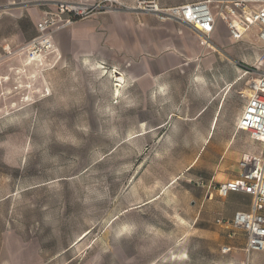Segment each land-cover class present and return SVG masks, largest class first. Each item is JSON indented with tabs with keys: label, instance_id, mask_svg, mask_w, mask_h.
I'll return each instance as SVG.
<instances>
[{
	"label": "rangeland",
	"instance_id": "obj_1",
	"mask_svg": "<svg viewBox=\"0 0 264 264\" xmlns=\"http://www.w3.org/2000/svg\"><path fill=\"white\" fill-rule=\"evenodd\" d=\"M157 1L165 8L209 0ZM93 4L100 7L81 20L138 9L137 0H0V14L41 21L53 13L48 35L57 48L31 46L42 37L34 25L35 37L0 64V264H264V251H246L244 232L218 223L248 210L250 198L206 196L205 187L224 182L214 179L223 156L261 149L248 136L234 142L241 93L264 75L260 44L230 40L219 18L209 48L218 63L202 69L199 83L206 95L189 97L187 123L176 127L174 103L130 79L116 95L121 72L58 43L74 24L59 29L57 8ZM35 53L44 59L28 62Z\"/></svg>",
	"mask_w": 264,
	"mask_h": 264
},
{
	"label": "crops",
	"instance_id": "obj_2",
	"mask_svg": "<svg viewBox=\"0 0 264 264\" xmlns=\"http://www.w3.org/2000/svg\"><path fill=\"white\" fill-rule=\"evenodd\" d=\"M212 7L216 15L217 8L214 5ZM40 19V15L36 13L30 16L18 15L15 12L0 14V64L8 61L17 49L35 37L32 28L39 24ZM218 31L219 20L211 39ZM248 37L257 41L252 33L245 39ZM55 38L58 43L63 40L73 48H79L88 56H96L113 70L121 72L126 80H132L135 86L146 87L145 93L156 95L160 101L174 103L175 113L171 123L176 127L181 125L182 121L187 123V110L190 109L189 97L192 96L198 101L206 95L201 88V84L205 83L202 69H207L208 66L213 67L218 63V56L209 52V48L214 49L212 44L207 46L202 44V36L192 28L173 21L161 22L153 14L129 7L103 12L87 20L77 21L71 28L60 31ZM229 39H232L230 34ZM191 65L194 69L189 70ZM195 83L198 84L194 85ZM244 102L235 123V143L245 141L247 136L250 139L247 132L236 128L244 111L246 99ZM180 106L183 115L179 114ZM206 111L207 107L198 111L194 118L200 119ZM216 122L217 119L213 122L212 128L216 127ZM259 151L250 144L242 153L254 154ZM209 156L211 158L213 154ZM235 157L234 155L233 160H224L225 156H223V161L215 164L214 179L221 174L224 181L219 183L240 177L239 163L242 158L235 159ZM211 185L213 180L205 185L208 189L206 196L210 195ZM233 194L237 196L240 193ZM243 200L246 201V199ZM249 201L250 209L251 198ZM248 210H235L232 216L238 211Z\"/></svg>",
	"mask_w": 264,
	"mask_h": 264
},
{
	"label": "built area",
	"instance_id": "obj_3",
	"mask_svg": "<svg viewBox=\"0 0 264 264\" xmlns=\"http://www.w3.org/2000/svg\"><path fill=\"white\" fill-rule=\"evenodd\" d=\"M137 3L139 10L155 15L161 22L173 21L192 28L202 36V44L206 46L211 44L220 18L235 41H242L252 33L264 55V0H209L165 8L157 0H137ZM213 4L218 10L216 15L213 13ZM98 7L100 4L86 8L60 6L57 8L62 23L59 29L73 25ZM53 16V13H45L37 25L42 37L49 36V29L56 25ZM241 96L246 99V105L236 128L247 132L253 142L260 144L261 150L244 154L240 162V177L211 185L210 195H213L214 190L221 197L240 193L251 198L248 211L236 212L230 221L218 220L219 224L229 229L244 232L247 238L246 251L251 253L264 251V75L250 79L247 90ZM227 251L230 248L224 250Z\"/></svg>",
	"mask_w": 264,
	"mask_h": 264
},
{
	"label": "bare ground",
	"instance_id": "obj_4",
	"mask_svg": "<svg viewBox=\"0 0 264 264\" xmlns=\"http://www.w3.org/2000/svg\"><path fill=\"white\" fill-rule=\"evenodd\" d=\"M36 43H38V45L45 49V51L49 54H52L56 51V46L52 43V40L49 36H46V37H42V38H39L37 39L36 41H34L31 46L35 45ZM44 59V57L42 55H39L38 53H35L34 54V57H30L28 58V62L30 63H33V62H36V61H40ZM117 74V72H116ZM117 75H120V73H118ZM117 76L115 77L116 81L118 82V84L116 85V90H115V93L116 95H120L121 93V89L123 87V85L126 83V78L125 77H120L119 80H117Z\"/></svg>",
	"mask_w": 264,
	"mask_h": 264
},
{
	"label": "water",
	"instance_id": "obj_5",
	"mask_svg": "<svg viewBox=\"0 0 264 264\" xmlns=\"http://www.w3.org/2000/svg\"><path fill=\"white\" fill-rule=\"evenodd\" d=\"M117 74H118V72H117Z\"/></svg>",
	"mask_w": 264,
	"mask_h": 264
}]
</instances>
